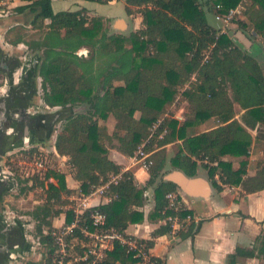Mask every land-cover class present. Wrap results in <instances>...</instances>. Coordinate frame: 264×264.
Here are the masks:
<instances>
[{
    "label": "trees",
    "instance_id": "16d2710c",
    "mask_svg": "<svg viewBox=\"0 0 264 264\" xmlns=\"http://www.w3.org/2000/svg\"><path fill=\"white\" fill-rule=\"evenodd\" d=\"M15 7V14L29 13L35 34L27 39L26 25L20 23L7 30L8 41L21 42L37 51V76L43 79L44 99L52 107L73 108L88 103L84 113L64 118L55 146L61 154L71 156L77 166L76 177L84 190L98 183L100 177L111 172L122 178L110 187L115 198L100 206L106 212L108 225L125 230L130 223L141 221L144 214L136 209L143 204L144 192L155 185V212L161 218L172 213L167 208L168 192L177 185L161 179L167 161L166 148H159L177 138L181 147L171 158L174 167L188 176L197 175L198 161L212 179L218 174L224 185L242 184L246 192L264 189V158L258 163L255 176H246L247 160L234 168L225 156L248 157L259 146L264 149V71L256 57L236 43L231 35L211 25L206 11L216 6L227 12L242 0H126V9L134 8L143 15V27L128 35L111 34L103 17L88 18L82 10L55 12L52 0H29ZM107 3L109 0H96ZM204 5L207 8H204ZM257 6L264 20V0H247L244 12ZM243 12V14H244ZM46 20H49L47 23ZM248 22H240L242 28ZM26 26V27H25ZM264 27V26H263ZM261 29H264L260 27ZM259 28V29H260ZM12 36V38H9ZM82 46L93 50L91 58L76 52ZM37 69V70H36ZM195 74V79L191 75ZM188 86L181 92L184 83ZM116 82H122L116 84ZM101 86L104 87L101 92ZM187 98L193 116L182 124L164 116L168 107L180 94ZM235 103L244 113L236 118ZM137 112L139 113L138 115ZM116 118L115 129L108 132L100 120L110 115ZM211 116L223 121L217 127L196 133L194 127ZM160 118L164 122L150 138L147 150L152 152L149 179L141 186L132 171L121 172L122 166L108 156L109 147H116L126 155L133 154L138 145L148 139L152 127ZM167 127V133L160 134ZM249 129H257L254 137ZM156 149V150H154ZM213 163H216L215 165ZM58 185L50 184L49 197L41 208L43 222L51 207L52 197L66 190L65 178L58 175ZM214 184L221 188L216 180ZM190 210L182 212L184 216ZM51 213V212H50ZM22 226H15L16 240H23ZM42 227V225H41ZM41 241L52 246L49 235L42 228ZM194 228L189 226L188 232ZM169 226L157 230L155 239ZM264 253V236H258ZM255 249L238 247L228 256V264H237L239 257H255ZM156 264L162 261L154 256ZM137 258L117 242L99 264H133Z\"/></svg>",
    "mask_w": 264,
    "mask_h": 264
},
{
    "label": "crops",
    "instance_id": "0c3cea01",
    "mask_svg": "<svg viewBox=\"0 0 264 264\" xmlns=\"http://www.w3.org/2000/svg\"><path fill=\"white\" fill-rule=\"evenodd\" d=\"M55 1L60 2L58 7L54 5ZM197 1L200 3H204L206 0ZM29 2V0H14V8L20 5L28 4ZM105 5H120L119 8H121L123 5V14L114 15L113 13H101L100 10ZM126 5V0H121L118 2L117 0L111 2L108 1L107 3L99 2L96 0H52V6L55 12L65 10H82L88 18L95 16L103 17L106 25L109 27L111 34L116 33L128 35L131 32L143 27V15L141 12L137 11L136 8H134L132 12H128L126 9ZM111 8L113 9V7ZM204 8L207 7L204 5ZM208 12L210 11H206V16ZM11 14L0 19V59H5L6 55L12 53L11 51H13V48L14 51H16V49H19L24 53V51L21 50V47L24 46V42L15 45L17 47L13 46V44H11L9 41L7 42V38H5V32L7 30L3 28L4 25L6 23H8V25H10L11 23L14 25L22 23L29 28L32 27L31 24H29V13H26L25 15L15 14L14 11V13L12 15ZM131 18L135 20L134 26L130 21ZM46 22L48 23L49 20H46ZM233 25L234 24H230V26ZM250 26L251 23L249 24V27ZM214 27H216L217 29L223 28L224 32L226 31V26ZM227 27H229V24L227 25ZM244 30L245 29L243 28H239L238 30H236L234 32L233 38L238 41L237 37H239L242 33L245 34ZM3 43L7 44L8 48H6ZM249 50L250 48H248L247 51L251 54L252 52ZM16 52L18 54H21L19 51ZM76 53L83 58L89 59L93 55V50L89 46H82ZM254 57L258 59L264 71V67L260 60L261 57ZM20 73L21 67H18L14 73L15 80H17L18 77L21 76ZM194 75L195 74L191 75V77ZM27 77L28 76H26V79ZM190 79L191 78H189L184 83V86L180 89L181 92L188 86V82ZM37 81L39 84H41L42 77L38 76ZM121 83L122 82H116V84ZM100 90L101 92H103L104 87L101 86ZM181 102L183 104V106L180 108L181 113L176 115V104H179ZM82 105L86 106V112L89 109V104L82 103L77 106ZM52 108L56 110L57 108H61V106H54ZM54 110L50 111V113H53ZM235 111L236 118L241 121V116L244 113V109H242L237 103H235ZM138 114L139 113L137 112L136 115ZM164 116L175 118L179 121L180 124L185 122L189 117L193 116V112L190 108L189 102L184 94L181 93L177 97L173 104L168 107ZM109 118H112L114 121L112 129H110L106 124ZM108 119H101L100 124L105 125L108 129V132L112 134L115 129L116 118L111 114ZM222 122L223 121L221 120V118L217 116H211L206 120L196 124L194 130L196 133H201L217 127L218 125L222 124ZM59 125H61V122L58 123V127ZM249 130L254 137L258 133L257 129ZM57 134L58 131L56 130L50 137L51 140H54L52 151H56L55 154L59 157L57 159L60 163L59 165L62 166V174L60 175H63L65 178L66 190H60L61 194L58 199L52 197L51 202H55V204H53L54 206H52L50 210H47L48 215L45 218L46 221L43 222V218L42 220H40L38 219V217H35L38 219V221H41L42 231L44 234V231H48L51 228L60 227L64 223H67L72 219L73 212L71 210V205L74 204L72 198L80 195L79 188H81L82 185L80 179L76 177L77 166L73 162L71 156L68 154L59 153L55 146ZM41 139L43 138L41 137ZM182 142L183 140L181 138H177L164 146L156 147V149L166 148L167 150V161L165 164V169L163 170V172L165 173L161 175V177L157 180V183L161 179L165 180V175L170 171L181 170L180 168H176L172 165L171 169L167 171L166 166L169 161L171 162V158L181 147ZM173 144H177L178 147L174 155L169 157V146ZM131 155L122 153L116 147H109L108 150L109 158L113 162L122 166L121 172L132 171L137 183L143 186L149 179V169L141 167L140 164L132 163L130 159ZM263 158L264 149L257 146L250 151L248 157H233L228 155L223 159L225 161H231L234 168L240 167V163L242 160H247L246 176L251 177L256 175L258 163ZM65 161H70V163L73 164L75 168L73 172L70 171V167L67 163H65ZM202 162L206 161H198L199 166L197 168V175L192 177L190 176L194 181H192L189 190H185L175 183L177 185V190H179V192L181 193V197L184 200L185 204L188 206L190 213L198 223L192 222L189 225L191 226L192 224H194V228L190 232H188V226L187 229L178 231V233H173L171 229H169L168 231H164L162 234L158 235L155 239V244L152 247L153 255L156 258L160 259L162 261V264H228V256L235 253L238 247H242L250 250L255 249L257 255L255 257H239L237 264H264V253H258L259 249L262 247V243L260 240H258V236H264V189L256 192H246L242 184L224 185L218 174L215 175V179H212L209 176L208 170L201 165ZM213 164L215 165L216 163ZM104 178V175H102L100 177V180ZM213 180H216L218 182V184L221 186L220 189H218V187L214 184ZM53 184L58 185L57 178L55 179ZM155 187L156 184L148 187V189L144 192L143 204L136 207L138 211L144 214V218L141 221L130 223L129 226L124 230L126 234L144 239L148 243L149 240L153 239V234L157 230L163 229L165 228V226H169L167 224L166 218L159 217L155 212ZM84 192L88 193V191ZM3 195L4 192H1L0 200L3 198ZM114 198L115 193H112L109 189L104 194L99 193L91 196L90 202L91 204H96L100 207L102 205L108 204ZM35 203L37 205H40L41 200L36 199ZM8 240L7 243H5V240L3 238H0V264H19L21 263V260L19 259L21 258V255L24 259L26 255L30 254V251L33 254V257L30 258L31 260L29 259L31 262H27L26 264H42L44 261L43 257H46L47 260L49 259L48 256L44 255L43 253H39L36 250V248L38 247L36 245H33V242L31 244L29 242L30 240H28V242L26 243L13 238L9 241ZM46 245V242L43 243L41 241V246H43V248H45ZM133 264L139 263L135 262Z\"/></svg>",
    "mask_w": 264,
    "mask_h": 264
},
{
    "label": "built area",
    "instance_id": "2783aa9c",
    "mask_svg": "<svg viewBox=\"0 0 264 264\" xmlns=\"http://www.w3.org/2000/svg\"><path fill=\"white\" fill-rule=\"evenodd\" d=\"M245 1L247 0H242L236 7L230 8L217 18L221 17L225 22L232 21L236 16L243 14ZM217 8H221V5H218ZM13 9L14 0H0V17L9 16ZM193 78L195 79V76ZM163 122L164 119L160 118L154 123L150 137L139 144L131 155L132 163L140 164L145 169L152 166L153 160L147 146L150 138L156 134ZM166 133L167 127L160 134V138ZM24 150L27 152L12 160L14 168H4V174L11 178L15 184L17 175L20 177H24L23 174L26 177L39 176L41 179L47 180V183L53 184L55 179H58L57 176L62 174V166L53 165L50 158L43 155L42 151L40 153L33 152L30 147L24 148ZM65 163L73 172L75 169L73 164L70 161H65ZM121 178V173L111 172L98 183L91 184L88 193L84 192L86 190L81 185L80 195L72 198L74 202L71 205L72 219L60 227L44 231L51 238L52 249L48 255L49 259L44 260L43 264H99L117 242L124 245L127 251L137 258L139 264H156L152 247L146 240L128 235L114 226H109L106 212L90 202L91 196L106 193L111 185L117 184ZM166 198L167 208L172 210V213L166 217V221L173 233L187 229L192 222L198 223L190 212L182 215V212L188 210V206L182 199L179 190L168 192ZM38 241L41 243L40 237H38Z\"/></svg>",
    "mask_w": 264,
    "mask_h": 264
},
{
    "label": "rangeland",
    "instance_id": "374dc122",
    "mask_svg": "<svg viewBox=\"0 0 264 264\" xmlns=\"http://www.w3.org/2000/svg\"><path fill=\"white\" fill-rule=\"evenodd\" d=\"M118 1H121V0H117V2ZM59 3H60L59 1H55L54 5L56 7H58ZM245 5H246V1H245ZM119 6L120 5H114V6L105 5L102 7L100 12L104 13V14L113 13L114 15H121V14H123L122 11H124V7L122 5V7L119 8ZM111 7H113V9ZM13 13H14V11L12 12V14ZM223 13H225V12H220V11H218V8H214L213 10H211L210 12L207 13L208 21L211 24H213L214 26H218V27L226 26L225 30L228 31L232 35V37H234V32L236 30H238L239 28H242L240 26V22L246 21V22H248V24L251 23L250 27L248 25L247 28H243V29H245L244 30L245 34L252 41V45L249 46V48H250L249 51L252 52L251 54H254L253 56H257L259 58L261 57L260 60H261V63L264 67V29L260 30L261 29L260 27L264 28L263 27L264 26V20H263V16H262V13L260 12L259 8L257 6H254L252 8L250 7V8H248V10H246L244 12V14L236 16L230 22H225L224 19L221 17L219 19L217 18V16H219ZM243 16H244V18H243ZM241 18H243V19H241ZM130 21L134 26L135 20L133 18H131ZM228 24H229V27H227ZM230 24H234V25L230 26ZM11 26H14V24L11 23L10 25H8V23H6L3 28L8 30ZM28 30H30V28L26 27V30L24 31L27 34L26 35L27 39H32L33 37L31 36V34H35L34 30L33 29L31 31H28ZM218 30L221 33L224 32L223 28L218 29ZM5 33H6L5 38H7V42H8L7 31ZM9 38H12V36H9ZM236 43L239 44V46L244 49V46L242 44H240L237 40H236ZM3 45L6 48H8L7 44L3 43ZM12 50H14V48ZM16 50H19V49H16ZM21 50H23L25 52V54H27V56H26L27 58H29V55H32V53H33V51L28 47V44L25 42H24V46L21 47ZM244 50L247 51L248 49H244ZM193 77L194 76H192V79H194ZM40 93H44V88L41 89V87H40ZM41 106H42L41 107L42 109L49 110V111H47V113H49V114H50V111L54 110L52 107H51V109L46 108L44 106V104H41ZM182 106H183L182 102L179 104L178 103L176 104V111H175L176 115L181 113L180 108ZM83 112H85V110ZM113 122L114 121L112 118H109L106 122L107 126H109L110 129H112V127H113ZM60 128H61V125H59V127H58V124H57L56 130L58 132H59ZM36 137L40 138V136H36ZM43 139L44 140L38 141V143H40V144H37L36 146H32L30 148L33 149V152L40 153V151H42L43 155H47L50 158L53 165L58 166L60 163H59L57 158H59V157L55 154L56 151H54V150L52 151L54 140H51V138L46 140L47 138H45V137ZM42 147H44V148H42ZM177 147H178L177 144H173V145L169 146V157L174 155V153L177 150ZM23 149L24 148L17 149L16 151L11 152V155L7 156L8 160H7V164L5 167H7L9 169L14 168L12 160L16 159L17 158L16 156H21L27 152L25 150L23 151ZM171 167H172V164L169 161L167 163V166H166L167 171L170 170ZM23 176L24 177H20V175H17V183L13 184L11 189L6 190L4 197L0 200V213H1V217H2L1 221L7 227L9 226L7 224L8 222H10L12 224L13 223L20 224L22 226V229H23L24 237L26 234L28 240H30L29 242L32 243L33 239H36L39 236L41 237V232L38 230L39 227H41V221H38V219L42 220V218H43L44 212L42 211L41 208L43 207V204L45 202H47V198L51 194V193H49L50 192L49 191L50 183H47V180L41 179V177H39V176L26 177L25 174H23ZM60 194H61V191L59 192V197H60ZM55 198L58 199V197H55ZM36 199L41 200L40 205L39 204L37 205L35 203ZM50 204L52 207V206H54L53 204H55V202H50ZM35 217H38V219ZM50 250H51V247L49 245H46L45 248H43V246L38 247L37 251L39 253H43L44 255L48 256V254H50V252H51ZM32 257H33V254L30 251V254L26 255L24 257V259L21 258L20 264H26L27 262H31L30 258H32ZM43 259L46 261V257H43ZM45 261H43V263Z\"/></svg>",
    "mask_w": 264,
    "mask_h": 264
},
{
    "label": "flooded vegetation",
    "instance_id": "af4514ba",
    "mask_svg": "<svg viewBox=\"0 0 264 264\" xmlns=\"http://www.w3.org/2000/svg\"><path fill=\"white\" fill-rule=\"evenodd\" d=\"M13 46L15 45L13 44ZM13 51L6 55L5 59H0V193L4 192V195L5 191L11 189L15 184L11 178L4 174V168L8 160L7 156H10L11 152L17 149L38 144L40 140L36 137L40 136L37 133L38 118L42 121L41 125L45 131V138L49 139L51 137V120L49 118L51 114L47 113L49 110L42 109L41 104H44L48 109H51L52 106L45 101V93H40V87L41 89L44 87L43 79L39 84L37 81L38 76L35 73V68L38 66L37 51L32 50L33 53L29 55V58L26 57L25 52L16 50L21 53L18 54ZM18 67H21V76L19 75L20 77L15 80L14 73ZM26 76H28L27 79ZM1 218L0 213V238H3L5 243L8 239H16L19 233L15 230V226L19 224L8 222L9 226L7 227L3 224ZM26 238L27 235L25 234L21 241L28 242V238ZM32 242L37 247L41 246L38 238L33 239ZM36 249L38 250V248ZM21 258L19 259L21 260Z\"/></svg>",
    "mask_w": 264,
    "mask_h": 264
},
{
    "label": "water",
    "instance_id": "95a60500",
    "mask_svg": "<svg viewBox=\"0 0 264 264\" xmlns=\"http://www.w3.org/2000/svg\"><path fill=\"white\" fill-rule=\"evenodd\" d=\"M1 18L2 17H0V19ZM237 38H238V42L244 46V49H248L249 46L252 45V41L250 40V38L246 34L242 33ZM85 107H86L85 105L76 106V107H73V108H70V107L62 108L61 107V108H57L53 113H50L51 114L50 115L51 117H49L50 120H51L50 135H52L56 131L57 124L62 122V120L64 118H66L67 116H69L71 114H78V113L83 112L85 110ZM41 122H42L41 119L38 118V130H37V133L40 135L39 139L43 140V139H41V137L42 138L45 137L44 136L45 135V131L43 130V126L41 125ZM165 180L174 182V183L178 184L179 186H181L185 190H189L192 181H194L193 178H191L190 176H188L187 174H185L181 170H172V171H170L169 173H167L165 175Z\"/></svg>",
    "mask_w": 264,
    "mask_h": 264
}]
</instances>
